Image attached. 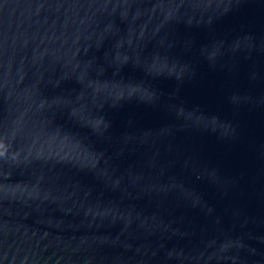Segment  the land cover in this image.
Returning a JSON list of instances; mask_svg holds the SVG:
<instances>
[{
  "label": "water",
  "instance_id": "obj_1",
  "mask_svg": "<svg viewBox=\"0 0 264 264\" xmlns=\"http://www.w3.org/2000/svg\"><path fill=\"white\" fill-rule=\"evenodd\" d=\"M0 264H264V0H0Z\"/></svg>",
  "mask_w": 264,
  "mask_h": 264
}]
</instances>
